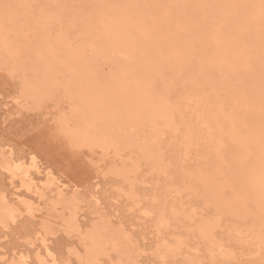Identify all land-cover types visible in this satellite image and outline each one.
Listing matches in <instances>:
<instances>
[{
  "label": "bare ground",
  "instance_id": "1",
  "mask_svg": "<svg viewBox=\"0 0 264 264\" xmlns=\"http://www.w3.org/2000/svg\"><path fill=\"white\" fill-rule=\"evenodd\" d=\"M0 64L3 66L2 69H10L13 73L17 72L18 76L14 78H17L15 81H17L21 99L23 96L36 101L57 88L63 90L65 95L71 100V103H73L74 108H70L69 114L63 116L62 123H59L60 125L62 124L61 130L76 147L88 144L103 148L107 146H114L119 149L121 147L128 148L127 150L133 148L135 153L138 152L141 156L140 158L145 160L144 162L151 164V170L156 169L155 172H152L154 173V177L159 172L165 174L167 172L166 168L170 164L163 160V156L159 150L160 147L158 146L157 149L156 146L160 142L159 144L156 142V144L154 139L158 134L157 130H168L169 126L172 128V125H174L173 115L183 117L185 109L181 111V107L179 109L181 102H178L179 105L175 102L181 101L179 98L182 96L178 100L176 99L177 97L175 98L176 93L174 95V92L178 91H175V87L173 86L176 81L184 84L183 92L187 96L196 92V96L201 95L203 98V105L201 107L196 106L191 111L198 118L197 122L205 123L206 129L204 130V134L209 137L208 140L210 139L212 145L216 148L218 146V149L224 147V152L221 156H219L218 152L219 155H217L219 157L213 156L214 160L210 159L212 162L211 164L208 163V166L206 165L207 169L205 173L202 171L200 174L195 170L194 173H186L188 169L183 171L185 172V175L184 173L183 175L188 180L187 182L191 184V187H189L198 186V188L194 187L193 191H190V188L187 191L192 193L195 191V188L196 191L199 189V192L194 193H198L201 196L200 200L202 198L204 204L206 203L209 207L215 209L211 212L216 211L214 212L215 219H217L215 213L225 218L229 216L233 220L237 219L238 221L239 219L244 220L245 217H248L251 219V223L257 227L256 229L258 230L256 231H264V0H0ZM104 67H107L106 72L103 70ZM195 88L198 89L194 91L193 89ZM197 92L200 95H197ZM14 96L16 98L15 94ZM14 101H18L17 98ZM224 104L228 106L225 107ZM27 106H29V103H27ZM191 111L185 117L192 116L193 113L190 114ZM203 119L208 121H204ZM176 120L175 124L179 127L178 124L180 123H177ZM160 123L169 126L165 128L161 125L163 129L161 128L162 130H160ZM181 126L182 123L180 124ZM175 127L174 125L172 131L175 130ZM180 127L178 129L181 130L182 127ZM65 128L66 130H64ZM181 134L184 136L183 133ZM174 135H177V133H174ZM189 135L192 137L191 133ZM169 136L173 135L169 134ZM178 138L181 139V137ZM189 139V142L194 140L192 138ZM185 140L187 141V139ZM186 141H183L186 144H182L185 148V145L188 143ZM188 144L190 145V143ZM193 146L190 145L189 148L191 149ZM178 148L183 149V151L185 150V153H182L183 158L185 156L188 158L191 155L189 154L190 152H187L190 151L189 149ZM194 148L197 149L198 147L195 146ZM201 151L203 150L200 149ZM121 152L123 153L124 151ZM186 152L189 155H186ZM199 155L197 154L196 157H199V160L203 159V155ZM137 156L136 153L135 157L137 158ZM126 157H128L129 161L130 157ZM203 157L206 156L204 155ZM141 159L138 160L139 163H143L142 161L140 162ZM187 160L190 162L194 159L190 158ZM139 163L134 162L129 167L125 165L109 170L113 173V176L115 174L117 175L116 177H122L121 180L124 179V181L128 182V195H133V197L135 196L134 198H138V194L136 196V191L134 192V184L139 183V179L142 180L141 177L144 174L142 168L139 171ZM185 163L187 162L185 161ZM25 165L19 160L14 161L11 155H9L6 158L3 157L0 168H5L4 171L6 173L8 171L11 178H20V182L26 187L27 191L37 195V197L39 196L40 198L38 197V199L44 197L43 189L47 191L49 187L51 190L54 189L56 191V196L53 200L54 206L62 204L70 210L72 213L71 218L69 217L70 220H67L66 223L64 219L62 220L68 228L73 230V225L78 222L74 223L77 216H75L77 208L80 206V198L76 197L75 194L66 197L64 189L58 188L56 185H59V183L55 182V184L53 181L56 179L52 181L50 180L52 179L50 176L49 178L46 177L45 180L43 178L41 180L40 177L38 183L30 181L31 172L29 173L30 170ZM181 165L180 168H183L184 164ZM146 166L149 168L150 165L146 163ZM142 167L145 168V166ZM138 172H140V175L143 173L141 177ZM147 172L152 175L151 171L147 170ZM103 173L105 172L103 171ZM137 175L139 176L137 177ZM161 179L163 178L161 177ZM43 180L44 183L42 184ZM164 184L165 188H167L166 183ZM141 186H144V184ZM155 186L157 184L154 185V188ZM123 187L119 188L122 189ZM144 187H146V184ZM127 192H125V197L127 196ZM71 194L73 193L71 192ZM170 194L172 195L173 193ZM49 195L47 196L48 198ZM176 195L178 196L179 194L176 192ZM189 195L191 196V194ZM153 196L155 197V195ZM153 196L152 198L150 197L151 200ZM194 196L195 199H199L196 198V194ZM134 198H131L132 200L130 198L126 199L133 202ZM140 198H138V205H141L142 198H144L143 201L147 199L145 196ZM88 199L91 200L90 198ZM155 199L158 201L157 197ZM155 199L152 202L150 201V203L154 204ZM15 201L22 204V209L30 216L33 215L35 210H38L37 207H41H36L34 202L29 198L16 199ZM50 201L52 203V199L49 198ZM49 202L47 201V203ZM81 202L83 204L82 200H80ZM93 202L96 206L98 200L95 199ZM53 203L51 204L52 206ZM137 203H133L134 206ZM163 204H165V201ZM205 205L204 209H207L208 206L206 207ZM85 206L88 207V205ZM98 207L96 208L99 211ZM170 207L173 206L169 205V209ZM18 209L17 204L10 202L5 192L1 191L0 223L6 225L8 222H11V224L17 222V217L21 215L18 213ZM44 209L46 208L44 207ZM196 209L194 210L193 208L194 213H192V217L191 213H189L192 212V207L188 211L189 215L182 212L180 216L184 217V222L190 220L187 219L188 217L194 219L197 215L195 214ZM200 209L198 210L200 211ZM164 212L163 210L155 215L157 216L155 225L153 224L154 222L150 224L167 229L170 220H173L175 223L176 219H179L178 212L176 213L175 209L171 208L168 213ZM97 213L95 215L98 216ZM143 213L141 214L147 215V218L150 217V215L148 217L150 212L148 214ZM58 215L56 213V216ZM45 216L48 217L47 215ZM105 216H99L100 219L97 217L99 220L95 221L93 225L89 223L92 226L90 225V229H86L85 232L88 230L86 234L80 230L84 232V238L88 244H84L87 246L86 253L83 258H80L81 255L77 252L78 250L75 248L76 250L74 251L78 253L77 255H79L82 264H99L101 261L99 258L102 255H105L104 257H107L109 260L110 257L106 254H108V251H111H107L110 247L115 250L114 253L116 252V255L119 253L117 256L120 257L117 263L116 261L109 260L111 264H137L139 259L136 260V256L137 252H141L139 251L141 247L139 246L140 249L138 248V243L133 236L131 237L134 238L136 244L133 243L134 241H131L132 239L125 233V229L123 230L119 225L118 228L113 227ZM198 216L199 218L201 217L200 215ZM144 217L146 218V216ZM94 218L92 220H96ZM206 218L209 219V216ZM208 219V222L204 220V222L201 221L198 224L196 221L194 223V225L196 224L195 227L193 225H190V227H194L199 235L198 237L203 243H206H204L207 245L204 249L207 248L208 252H206L210 254H207L210 256L208 259L212 260L213 257L216 258V253V255L222 256L220 258L223 261V257L228 258L229 255H232L233 251L229 252L230 248L228 247V250L224 249L225 246H223L222 240L219 239L221 236L217 238L214 234L215 232L213 233L217 223L220 226L219 221H213L214 219L210 221ZM213 222L215 223L213 224ZM182 224L179 226H182ZM4 225L1 228H4ZM250 225L249 227H251ZM218 226L216 229L219 231L220 227ZM241 227L239 228L242 229ZM77 228H79V225ZM175 228L178 230V227L175 226ZM184 228L186 227L184 226ZM38 229L40 230V228ZM47 229L48 225L43 231L46 232ZM156 230L155 234L157 235L156 232L158 231ZM192 230L190 229L188 233L191 231L192 235H196ZM238 231L241 234L240 231L242 230ZM167 232L168 230H166ZM159 233L161 235L162 231ZM163 233L162 236H165ZM233 233L231 234V238H235ZM227 234L225 237H227ZM238 235H236V238ZM35 236L36 239H40V244L43 247V256L41 257L40 253L36 254L38 256L37 263L58 264L59 262H56V258L49 251L46 235L44 237L37 231ZM173 236L176 235L169 236L168 239L171 237L174 239ZM177 236L180 237V234H177ZM180 238L177 237L173 243H169L168 241H162L161 237L160 242L162 243L157 242V246H159L161 252L159 259L165 258L170 259V262H174L179 256L182 260L187 259L186 262L188 261V264H202L201 261L204 263L205 259L203 260L201 257L202 260L200 261L199 259L201 258L197 259L194 257V253V256L191 253V256H189V252L191 251L188 249L185 252L183 251L187 248H183L187 246L185 243L191 237H187V240L186 238ZM195 240L191 241L192 244ZM234 241L231 239V243ZM197 245L194 246L198 247ZM69 249L71 250V247L67 251ZM197 249L194 251L200 253L201 250ZM200 249L202 248L200 247ZM72 252L73 250L71 254ZM153 253L154 251L147 254L151 255ZM235 253L232 256L236 257ZM200 254L203 253L201 252ZM27 255H18V260L16 261L15 259L16 262L13 264H31L27 260ZM153 256L158 257L155 254ZM213 260L210 263H213ZM226 261L229 263L227 259ZM161 263L164 264L165 262L162 261Z\"/></svg>",
  "mask_w": 264,
  "mask_h": 264
},
{
  "label": "rangeland",
  "instance_id": "2",
  "mask_svg": "<svg viewBox=\"0 0 264 264\" xmlns=\"http://www.w3.org/2000/svg\"><path fill=\"white\" fill-rule=\"evenodd\" d=\"M2 67L3 66L0 64V166H1V162L3 160V157L6 158L9 155H11V158L14 161L19 160L20 162H23L24 165L26 164L25 166H28V168L30 170L29 173L31 172L30 173V177H31L30 181L38 183L40 177H41V180H42V178L45 180L46 177L49 178V176H50V178H52L50 180L53 181L54 179H56L53 182L59 183L60 186L56 185L58 188L60 187L61 189L62 188L64 189V194L66 195V197H70L71 195H74V194L76 197H79L80 198L79 199V205L80 206H78L76 214H75V216L77 215L78 217L76 216L75 221H74V223L76 221H78V222H76L78 224L75 223V225H73L74 228L72 230L71 228H68L66 226V224L63 223V220H62V219H64L65 220L64 222L66 223L67 220H70L69 217L71 218L72 213L70 212L69 209L66 208L65 205L59 204L58 206L57 205L54 206L53 200L56 196V191L54 189H53L54 191L51 190L50 187L48 188V191L46 189H43L44 197L41 199H38L39 196L37 197V195H34V194L30 193L29 191H27L26 187L24 185H22V183L20 182V178H18V177L11 178L8 171H7V173L4 171L5 168H3V169L0 168V192L1 191L5 192L6 196L10 200V202L17 204V207L19 208L18 213L21 214V215L18 214L19 216L17 217V220H16L17 222L12 223L13 226H12L11 222L7 223L8 226H7V224L4 225V224L0 223V264H13L14 262H16L18 260V257H19L18 255H20V254H25V255L28 254L27 256L29 259L27 258V260L30 261L31 264H39V263H37L38 262V258H37L38 256L36 254L40 253L41 254L40 256L42 257L43 256V247H42V244H40V239H36L35 235H36L37 231H39V233H41V235L44 237L46 235V239L48 241L47 244L49 245V251L51 252V255L56 258L55 259L56 262H59L60 264H82V261L80 258H83V256L85 255L86 248H87V246H85V245H88L86 243L87 242L86 239L84 238V236L88 232V230H87V232H85V231H86V229H90L89 228L90 225L91 224L93 225L95 223V221L97 222L100 219V217L105 216V214H107V216H105L106 219H108L109 222H111L110 224L113 227L118 228V225H119L120 228H122L123 230L125 229V233L129 236L130 239H132L131 241H134V238H135V240L138 243V248H139V246L141 247L142 250L140 248H139L140 250L138 248L137 249L143 253L142 256H141L142 253L137 252V250H136V252H137L136 260L139 259L137 261V264H151V263L152 264H160L162 261L165 262L164 264H166V263H168V264H170V263L171 264H175V263L176 264H183V262H184V264H186L188 262V261L186 262L187 259L186 260L183 259L184 260L183 261L179 256L177 257V260L175 259L176 261L174 260V262L172 260H171L172 262H170V259H165V258H164L165 261L162 258H161L162 260H160L159 258L161 257V252H160L159 246H157V242L162 243V242H160L161 237L163 239L162 241H168L169 243H173L177 239V237L178 238H180V237L186 238V240L191 237L190 238L191 240L188 239L189 241H187V242L185 240H183L184 242H186L185 244L187 245L184 247L182 246L183 248L187 247L183 251L185 252L188 249L189 251H191V252L187 251V252H189V256H191L190 253L192 255L194 253L195 256L194 255L193 256L196 257L197 259H199L201 257L203 258V260L205 259L204 263H203V261H201L202 258L199 259L202 264H232V263L233 264H243V262H244V264H246V263L247 264H264V244H263L264 243V231L263 230H262V232L256 231V230H258V229H256L257 227L251 223V221H250L251 219L248 217H247L248 219L245 217L244 220L239 219V221H238L237 219L233 220L229 216H227L225 218L222 215L219 216V214L215 213V217L217 216L218 220L215 219L214 218V212H216V211L211 213L214 208L209 207V205H207L206 203H205L206 204L205 205L202 198L200 200L201 196H199L198 193H194V192H199V189H198V191H196V188H198V186L193 185L194 187H196L194 189L195 191L190 193V191H193L192 189L194 187L190 188L191 184L189 182H187L188 180L185 178V176H184L185 172H183V171H185V169H188L189 171L186 170V173H194L195 171H198L199 173L203 171V173H205L206 169H207L206 167L209 164H211V162H212L211 160H214V157L221 156L224 152L223 146H221L223 148L218 149L219 146L216 148L215 146L212 145L211 140L210 139H209L210 141L208 140L209 137L204 134V130L206 129L205 123L204 122H197L198 118L191 111L196 106L201 107L203 105V102H204L203 98L198 92H197V95H200V96H196V92H195V94L187 96L183 92L184 84H181L180 82H177V81H176L177 83L174 82L173 87H175L174 88L175 91L176 90L178 91V92H174V95L176 93L175 98L177 97L176 99L178 100V98L180 96H182L179 98V99H181V101L178 100L175 102H177V103L181 102L180 103L181 106L178 103L179 109L181 107V111H184V109H185L186 112L184 111L182 118L180 116L173 115L172 118L174 119V125L177 127V128L176 127L174 128L175 132L172 131L174 125H172V128H171V126L167 125L171 128V129L168 128V130L167 129L162 130L163 127L167 128V126L164 123L163 124L160 123V125H159L160 130H162L163 132L157 130L158 134H157V136H155L154 142L155 143L157 142L158 144L160 142V144L156 145V146H157V149H158V146L160 147L159 150L161 151V154L163 156V160L166 163H170L173 165L168 164V166L166 168L167 172L165 174H162L157 170L159 173L158 174L156 173L155 174L156 177H154L153 176L154 173H152V172H155L156 169L151 170V168H152L151 164L149 162H144L145 160L140 158L141 156L139 155L138 152H136L138 155L136 158L135 157L136 153H135V150L133 148H129V150H127L128 148H122L121 147V149H119V148H115L114 146H107V147L103 148V147H99L96 145H88V144L76 147L74 144H72L69 141L68 137L61 130L62 124L60 125V123H59V122L63 121V116H65L66 114H69V112L71 111L70 108H72V109L74 108L73 103H71V100L68 98V96L65 95L63 90L60 88H57L54 91H52L50 94H47V95L43 96L41 99L36 100V101H34L30 98H27V97H23V96L21 99V96L19 95V88L17 85V81H15V80H17V78H14V77L18 76L17 72L13 73L12 70H10V69L7 70L5 68L2 69ZM103 70H104V72H106L107 67H104ZM11 73H13V74H11ZM13 75H15V76H13ZM177 84H178V86H176ZM196 89H198V88H195L193 90L195 91ZM62 93H63V95H62ZM177 93H179V94H177ZM14 94L16 95V98L18 101H14V99H16ZM53 96H54V98H53ZM191 96L193 97L194 101H192L193 99ZM190 97H191V99H190ZM196 98H197V100H195ZM19 99H20V101H19ZM200 99H201V101H199ZM183 101H185V102H183ZM27 103H29V106H27ZM224 106L227 107L228 105L224 104ZM189 109L191 111L190 114H192V113L193 114H192V116L190 115L189 117L188 116L185 117L186 115H189V112H190ZM174 117H176V118H174ZM177 118H178V120H176ZM186 118H188V119H186ZM175 120L177 123L178 122L180 124L182 123V126H181L182 128L180 127V124H178V125L183 132L180 129H178L179 127L175 124ZM203 120L208 121L206 119H203ZM190 121H191V123H190ZM193 122H194V124H193ZM69 124H71V123H69ZM203 124H204V127H203ZM161 125L163 127H161ZM64 130H66V128ZM186 130L188 131V133ZM165 131H166V133H165ZM177 131H179V132H177ZM180 131H181V133L184 134L185 139H187L188 143H190L191 146L194 145L193 148L190 149L189 148L190 145L188 143H187V145H185L186 148L183 147V145L186 144L183 141H186V140L184 139V136L180 133ZM160 132H161V134H160ZM210 132L213 134L212 131H210ZM174 133L175 134L177 133V135H174ZM189 133L192 134V137L189 135ZM169 134L173 135V136H169ZM160 136L164 137V138H161ZM178 137H181V139ZM189 138H192L194 140L189 142L190 141ZM159 139L160 140L162 139V140L160 141ZM193 142H194V144H193ZM201 143H202V145H200ZM195 146H197L198 148H200L203 151L200 152V149L197 148L198 149L197 150L196 148H194ZM178 147L185 148L186 150L187 149L190 150L187 152L188 153L190 152L189 154H191L192 156L190 155V156H188V158L186 156L185 157L187 159H190V158L194 159V160H192L193 165H192V161L189 162V160H187L185 157L183 158L182 153L183 152L185 153V150L183 151V149L181 150ZM215 149H217V150L215 151ZM170 150L173 152H171ZM121 151H124V152L122 153ZM116 152H117V154H116ZM218 152L220 155L218 154ZM126 153H127V155H126ZM180 153H181V155H180ZM188 153L186 155H189ZM197 154L198 155L200 154L199 156L205 155L207 158L202 156V158L203 159L205 158V159L199 160V157H196ZM120 156H121V158H120ZM126 156L130 157L129 161L131 159H133L132 162L129 163L128 157H126ZM181 156H182V158H181ZM208 157H210L209 160H208ZM139 159H141L140 162L142 161L143 163H139V161H138ZM180 159H181V161H180ZM167 160H168V162H167ZM196 160H197V162H196ZM185 161L187 163H185ZM134 162L139 163V166H140L139 171H141V168H142V171L144 172V174L149 175V176H146L142 173L143 177H141L142 174L140 175V172H138V174L140 175L142 180L138 178L140 180V182L139 183L137 182V184H134L135 185L134 186L135 187L134 192L136 191V196L138 194V198H140V197L142 198L144 196L147 198L145 201H143L144 198H142L141 201L143 203L140 201L141 198L139 199V201L141 202V205L140 204L138 205V203H137L138 198H134L135 196L133 197V195L132 196L128 195V192H127V191H129L128 190L129 186L127 184L128 182L124 181V179L121 180L122 177H120V178H119V176L116 177L117 175H115V174L113 176V173L111 171H109V170H112L113 168L116 169L117 167L120 168L121 166H125V165L129 167V165H132L131 163H134ZM181 162H183V163H181ZM146 163H148V165H150L149 168H148V166H146ZM103 164H104V166H103ZM181 164L182 165L184 164L183 168L182 167L180 168ZM142 166H145L146 169ZM192 166H195V167H192ZM106 168H107V170H106ZM147 170H149V172L151 171L152 175H150L147 172ZM103 171L105 173H103ZM191 171H193V172H191ZM50 173H52V174H50ZM181 173H182V175H181ZM183 173H184V175H183ZM167 174H168V176H166ZM139 175H137V177ZM160 176L163 179H161ZM112 178H114V179H112ZM154 178L157 180V182ZM153 179H154V181H153ZM44 180H43L42 184L44 183ZM158 181L162 182L163 184L159 183ZM143 182H145V183H143ZM168 182L171 186L168 184ZM164 183H166L167 188H165ZM119 184H121V185L119 186ZM143 184H144V186L146 184V187L141 186ZM153 184L154 185L157 184V186H155V188H154ZM185 184H186V186H185ZM122 185L123 186L125 185V186L123 187ZM163 186H164V188H162ZM177 186H178V189H177L178 191L176 190ZM119 187L120 188L123 187L122 189L126 190L125 192H127L128 197L127 196L125 197V192L122 189H120ZM168 187H170L169 190H168ZM171 187H172V189H171ZM43 188H45V187H43ZM182 188H184V189H182ZM163 189H164V191H163ZM188 189L190 191H187ZM50 191L52 192V195H51ZM71 192L73 194H71ZM176 192H177V194H179L178 196L176 195ZM158 193H159V195H158ZM170 193H173V194L171 195ZM48 194H50L49 198L52 199L53 206L51 205L52 204L51 201L49 202V198L47 197ZM189 194H191V196L192 195L193 196L191 197ZM195 194L197 195L196 198H199V199H195V196H194ZM153 195H155V197ZM152 196H153V199H155L157 197V200H158V201H156V199H155L154 200L155 203L153 202L155 204V208H154V204L150 203V201L152 202V200H153V199L152 200L150 199V197L152 198ZM91 197H94V198H91ZM168 197H169V199L171 198V200H169ZM26 198H29L31 201H33L36 207L41 206L40 208L37 207L38 210H35L33 212V215H31V216L28 215L27 213H25V210L22 209V204L15 201L16 199H26ZM88 198H90L91 200L97 199L98 202L96 203V206H95V203L93 202L94 200L91 201ZM126 198H128V199L134 198L133 199L134 201L131 202L132 199L129 201ZM136 199H137V201H136ZM80 200L83 201V204L88 205V207L83 205L82 202L80 203ZM160 200H162V201H160ZM47 201L49 203H47ZM164 201H165V204H163ZM178 201H180V202H178ZM135 202L137 203V204H135L136 206H134V204H133ZM171 203H172V205H171ZM181 204L182 205L184 204V205L182 206ZM192 204H193V206H191ZM60 205H62V206H60ZM169 205L173 206L174 208L170 207V209H169ZM185 205H186V207H185ZM194 205H196V206H194ZM204 205L206 207L208 206V208H207L208 210L204 209ZM43 206L47 210L44 209ZM140 206H141V208H140ZM52 207H53V209H52ZM54 207H56V208H54ZM96 207L99 208L100 212L98 211V209ZM135 207H137V208H135ZM191 207H192V210H191ZM200 207H202L203 210L200 209ZM41 208H42V210H41ZM171 208L175 209V212L176 213L178 212L177 214L179 215V219H176L175 223L173 222V220H170V223H168V225L170 227L173 226V227H171V229L173 228V230L169 229L170 228L169 226L167 229H165L164 227L161 228L160 226H159L160 227L159 228V227H157L158 225L154 226L155 220L157 217L155 215L159 214L163 210L165 211L164 213H168V211L171 210ZM193 208H194V210L197 208L195 211L196 212L195 214H197V215L195 216V214H194V216L196 218L193 216L194 219H191L192 213H194ZM209 208H210V210H209ZM140 209H144V210H140ZM182 209H185V210H182ZM198 209H200V211ZM145 210L149 211L151 214L149 212H148L149 213L148 214L147 211H145ZM159 210H160V212H159ZM190 210L192 211V212H189V213H191V217H188V218L186 217L187 219H190V220L189 221L187 220L188 222L187 221L184 222L185 221L184 217L182 218L180 215L182 214V212H183V214L185 212L186 214L189 215L188 211H190ZM103 211H105L104 214H103ZM155 211H158V212H155ZM179 211H180V213H179ZM23 212H24V214H23ZM52 212H53V214H52ZM77 212H78V214H77ZM96 212H98L97 213L98 216L95 215ZM142 212H144L145 214H148V217L150 215V217H149L150 219L147 218V215H142L141 214ZM152 212H154L156 214H154V213L152 214ZM56 213L59 215L56 216ZM99 213H102V214H99ZM200 213L206 214L205 216L206 217L209 216V219L206 218L204 216V214H200ZM45 215H47L48 217H46ZM111 215H112V217H111ZM198 215H200L201 217L199 218ZM144 216H146V218ZM210 216H212V217H210ZM97 217H99V219ZM113 217H114V219H113ZM92 218H94L96 220H92ZM197 218H199V219H197ZM181 219H183V220L181 221ZM207 219L210 221L213 219H214L213 221H216V222L219 221L220 226H218V223H217L216 227L218 226V227H220V229L218 231V229H216V227H215L214 228L215 231H213V233L215 232L214 234L217 238H219L221 236V238H219V239L222 240V244H223V246H225L224 249L228 250L227 247L230 248V250H228V251L229 252L233 251L232 255L236 252L235 253L236 257L229 255L228 258L223 257L224 260L222 261V259L220 258L222 256H220V255L218 256L215 253V256H217V257L216 258L213 257V259H214V260L212 259L213 263H210V261H212V260L208 259L210 257L208 255H210V254L207 253L208 252L207 248L204 249V247H206L207 245H205L206 243L204 242L205 243L204 244L203 241L198 237L199 235L197 234V231H195V229H194V227L196 225V224L194 225V223L196 221L198 224V222H201V221L204 222V220L207 221ZM47 220L49 223L47 222ZM88 220H89V222H88ZM220 220H221V222H220ZM246 220L247 221L249 220V221L247 222ZM179 221H181V222H179ZM192 221H194V222L192 223ZM236 221L238 224L236 223ZM89 223H91V224H89ZM112 223H114V224H112ZM120 223H122V224L120 225ZM150 223H153L154 225L150 224ZM178 223H180V224H178ZM181 223H183L182 226H179V225H181ZM214 223L215 222H213V224ZM242 223L245 225V227ZM46 224L48 225V229L46 230V232H44L43 230L47 227ZM3 225H4V228H1V227H3ZM78 225H79V228H77ZM115 225H117V226H115ZM174 225L176 227H178V230H176V228L174 229V227H175ZM190 225H193L194 227L192 226L193 228H191ZM249 225L251 227H249ZM41 226L44 229H42ZM84 226L85 227L87 226V227L85 228ZM184 226L186 228H184ZM188 226L191 230L194 229L192 231L195 232L197 236L195 234L192 235L191 231L188 233V231L190 230L189 228H188L189 230L187 229ZM151 227H153V229H151ZM234 227H236L238 229L235 228V230H234ZM239 227H241L242 229H240ZM38 228H40V230ZM183 228H184V230H182ZM246 228H248V229L252 228V229L248 230ZM78 229H79V231H78ZM155 229H157L156 231H158V232H156L157 235L155 234ZM186 229H187V231H185ZM74 230L76 233L74 232ZM80 230L84 231L85 234H84V232H81ZM159 230L162 231V233L164 232L163 235H165V236H162V233L160 235ZM166 230H168V232H170V233L167 234L168 232L166 233ZM174 230H176V231H174ZM180 230H181V232H180ZM238 230H242V231H240L241 234H239ZM226 231H227V233H229V232H231V233L227 234ZM236 231L238 232L237 234H236ZM81 233L84 234V235L82 234L83 238H81L82 236H80ZM171 233H173V234H171ZM190 233H191V235H190ZM232 233L234 234L233 236H235V238L234 237L231 238ZM158 234L160 235V237ZM177 234H180V237L177 236ZM226 234H227V237H225ZM172 235H176V236H173L174 239L172 237L170 238L171 240L168 239L169 236H172ZM185 235H188V236H185ZM236 235H238L237 238H236ZM131 236H133L134 238H132ZM143 236H144V239H143ZM193 236L196 237V240H195V237H193ZM80 238L83 240H81ZM157 238H160V239H157ZM192 238H194L193 240H195L194 241L195 243L193 242V244L191 242V241H193ZM197 238H198V242H197ZM224 238H226V239L223 240ZM172 239H173V241H172ZM231 239L233 241L234 240L235 241L233 243H231ZM142 241H143V243H142ZM196 242L199 244L197 245ZM133 243L136 244L135 241ZM188 244H189L190 249L188 248ZM227 244H228V246H227ZM80 245H81V247H80ZM194 245H197L198 247H196ZM190 246H192V247H190ZM70 247H71V250L69 249V251H67V249ZM108 247H110V246H108ZM156 247H158V248L156 249ZM200 247L203 250L200 249ZM75 248L78 250L77 252L81 255L80 258H79V255H77L78 253H76L74 251V250H76ZM192 248L193 249L198 248L197 250H199V251L201 250L200 253L202 252L203 254L197 253L198 251L195 252L196 250L194 249L195 250L194 251ZM72 250H73V252L71 254ZM108 250H111V251L113 250V252L108 251ZM145 250H146V253H145ZM107 251H108L107 252L108 254H106V255H108L110 257L109 260L110 261L111 260L116 261V263H117L118 262L117 260H119V258H120L117 256L119 253L116 255L115 254L116 252L114 253L115 250L112 249V247L108 248ZM153 251H154L153 254H151V255L147 254L148 252L151 253ZM117 252H118V250H117ZM73 253H75L76 255ZM196 253H197V255H196ZM12 254L13 255L17 254V255L12 257L13 256ZM145 254H146V256H145ZM154 254L158 255V257L157 256L154 257L153 256ZM104 256L103 255L100 256L99 260H101V261L99 264H111V262L108 260V258L106 257L107 258L106 259ZM138 256H140V257H138ZM156 257L160 260V262ZM6 259H7V262H6ZM15 259H16V261H15ZM68 259H69V261H68ZM226 259L228 260L229 263H227ZM167 260H169V261H167ZM216 260H217V263H216ZM242 260H244V261H242ZM106 261H107V263H106ZM179 261L180 262L182 261V262L180 263ZM219 261L220 262L222 261V262L220 263ZM101 262H103V263H101ZM45 264H49V263H45Z\"/></svg>",
  "mask_w": 264,
  "mask_h": 264
}]
</instances>
